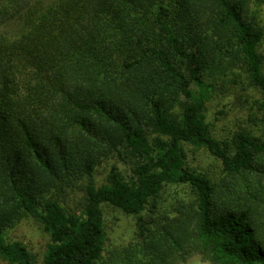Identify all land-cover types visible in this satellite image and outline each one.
Listing matches in <instances>:
<instances>
[{"label":"trees","instance_id":"obj_1","mask_svg":"<svg viewBox=\"0 0 264 264\" xmlns=\"http://www.w3.org/2000/svg\"><path fill=\"white\" fill-rule=\"evenodd\" d=\"M262 1L0 0V258L108 264V205L138 217L142 240L111 264H173L187 245L215 264H264L242 196L248 176L264 174V27L251 18ZM239 64L261 95L247 120L261 136L219 139L206 108ZM184 145L207 150L223 176L192 169ZM114 159L130 175L113 166L98 185ZM181 184L195 203L157 216L162 191ZM26 217L51 237L41 261L6 239Z\"/></svg>","mask_w":264,"mask_h":264},{"label":"rangeland","instance_id":"obj_2","mask_svg":"<svg viewBox=\"0 0 264 264\" xmlns=\"http://www.w3.org/2000/svg\"><path fill=\"white\" fill-rule=\"evenodd\" d=\"M251 18L264 27V1L252 5ZM260 51L264 55V41ZM248 82V74L242 64L220 74L215 80L216 87L213 98L207 105L206 116L214 135L219 139H230L239 128H247L254 135L261 136L260 129L247 121L248 103L261 98L259 91L250 87ZM184 149L187 162L192 169L203 172L214 179H220L223 176L221 162L207 150L195 149L189 145H184ZM113 166H117L124 175L128 176L131 173L130 168L117 159L106 161L97 168L96 183L98 185L105 183L107 174ZM248 181L251 187L248 193L252 194L242 192L244 202H246L245 208L252 209L255 224L264 233V174L254 172L248 176ZM240 182L243 183V181ZM233 192L240 193L237 190ZM79 197L80 195L74 199L75 205H78ZM195 199L196 193L189 184L168 185L157 200L158 214L156 215L175 218L179 215L178 210L181 206L189 207L195 203ZM232 201L233 196L227 204H232ZM104 212L107 233L105 260L111 264L109 254L112 251H122L132 247L135 249L139 242L142 243V240H139L137 234L138 217L127 215L108 205L104 207ZM145 216L148 217L151 214L146 212ZM6 239L9 242L23 243L40 261L43 260L47 247L51 243L50 235L40 224L29 217L9 230ZM192 249V245H187L185 249L180 250L175 255L176 260L173 264H215L206 254ZM113 261L117 262L119 259H113ZM0 264L8 263L0 258Z\"/></svg>","mask_w":264,"mask_h":264}]
</instances>
